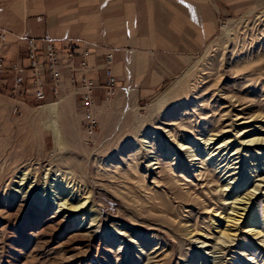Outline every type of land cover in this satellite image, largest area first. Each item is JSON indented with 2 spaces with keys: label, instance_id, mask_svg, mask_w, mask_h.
I'll return each mask as SVG.
<instances>
[{
  "label": "rangeland",
  "instance_id": "1",
  "mask_svg": "<svg viewBox=\"0 0 264 264\" xmlns=\"http://www.w3.org/2000/svg\"><path fill=\"white\" fill-rule=\"evenodd\" d=\"M209 2L215 11L216 25L201 51L184 62L177 59L181 68L159 83L152 92H148L149 96H141L139 90L132 92V87L137 85L135 78L127 84L122 79L118 82L116 80L112 98L97 104L95 101L97 127L93 134L86 132L81 106L78 99L75 100V94L66 80L64 86L67 88L60 92L58 98L44 103L28 101L27 96L21 97L22 99L15 98L16 95L12 97L9 95L11 88L0 94V264H158L160 259L162 261L159 264H264V253L258 246L259 241L249 233H238L239 236L232 243L234 246L214 253L217 257L215 260L204 255L208 253V256H212L210 249H199V244L192 243L196 239L193 237L194 233L185 236V226L191 231V225L197 220L204 227L210 215L214 227H219L211 231L213 236L217 235L219 229L225 228L226 224L220 217L210 214L213 208H219V213L228 208L221 201L225 196L222 197L219 188L227 182H223L225 178L218 181V175L214 174L206 179L208 185L201 187V183L205 184L206 180L198 181L196 173H186L192 169H188L186 159H181L180 164L185 163L184 171L178 170L175 174L178 183L183 184L180 187L186 186V189L205 201L204 207L210 209L204 211L199 200H196L183 206L189 213H182L177 203L163 202V192L166 190L153 184L157 181L155 184L163 186L164 182H172V177L157 175L159 169L153 173L146 171L150 160L148 157L153 154L145 156L149 144L141 143L142 138L150 142L148 136L156 132L154 150L160 154L164 147L169 146L171 138H160V130L157 128L165 126L162 124L166 122L170 124L175 123L178 118L183 119L180 116L184 108L183 103H189L187 108L190 109L193 104H200L202 101L207 104L210 99L211 94L202 97V85H197L198 77H195L199 76L202 66L210 69L209 78L204 85L209 87L218 75L224 73L220 84L222 87L233 89L237 95H245L246 100L255 101L256 105L253 103L255 107L250 108L251 110L238 111L240 108H237L234 109L235 113L242 112V116H248L249 112V115L264 114V89L260 85V82H264V76L260 78L256 75L259 72L257 67L264 64V0ZM257 16L260 18L256 21ZM252 26L257 35L255 41L242 45L241 50L239 43L240 51L233 54L229 47V39L233 36L226 33H235L242 38L243 33L248 32V28ZM5 32L8 33L6 30ZM8 36L9 33L6 35L4 56L12 43L9 42ZM249 41L247 39V43ZM207 56L210 59H207ZM248 61H251V66L255 68V75L242 80L245 68L243 66ZM13 63L22 65L21 57ZM177 82L181 85L175 93L176 97L172 96L167 104L156 108L155 101L163 93L171 95V87ZM117 84L123 86L122 91L118 90ZM13 85L12 82L11 86ZM198 88L200 90H197ZM185 89L188 91L187 99L190 97V100L185 99L181 103ZM239 90L242 93L236 92ZM195 91L197 94L193 93ZM52 103H58L54 113L42 108ZM173 103H180V106L173 110ZM261 117L248 125L235 127L232 134L227 133L221 139L237 140L234 133L248 126L254 129L248 135H253L242 141L238 140V143L264 137V133L257 128L264 126ZM191 120L194 118L187 121ZM208 122V130H214L213 120ZM227 124H230V121L224 122L220 128L231 130L224 127ZM197 127L198 131L204 128L202 125ZM53 128H56L57 136L53 134ZM235 135L237 136V133ZM238 143L233 144V150L239 147ZM240 148L246 150V164L239 180L243 187L240 186L238 192L243 195L259 183L257 180L260 177H264V158L255 155L258 147ZM168 162L171 160L163 158L164 165ZM262 163L259 169L250 166ZM69 168L76 173L78 179L86 181L92 191L94 210L99 215V221L94 223L93 227L89 225V218L86 216L83 220L80 214L71 216L58 212L59 200L47 198L50 205L45 208L41 199L42 189L34 188L29 192L27 188H19L16 182L13 185L8 184L11 180L18 181L22 171L30 170L28 177H32L31 181H36L38 186L45 169L65 172L70 170ZM260 185L263 186L262 190L255 195V206L250 208V211L254 209L258 218L262 219L264 183ZM175 187L176 191L180 192L179 188ZM123 190L124 193H121ZM148 196L151 198L144 199ZM143 200L150 204L145 205ZM151 204L152 207H147ZM160 212L168 213L177 223L181 222L182 227L176 223L170 224L168 219L160 218ZM112 223H116L118 227L110 228ZM237 226L243 231L248 225L241 221ZM118 232L124 235L118 236ZM85 233L89 238L84 236Z\"/></svg>",
  "mask_w": 264,
  "mask_h": 264
},
{
  "label": "bare ground",
  "instance_id": "2",
  "mask_svg": "<svg viewBox=\"0 0 264 264\" xmlns=\"http://www.w3.org/2000/svg\"><path fill=\"white\" fill-rule=\"evenodd\" d=\"M259 18L260 16H257L256 21L259 20ZM253 27L254 26L248 28L249 30L248 32H246L245 30L246 33H243L244 35L242 36V38L236 36L235 33L234 34H229L230 32L226 33V35L228 36L229 35L233 36L231 39H229V42H231L229 43V47H231L232 53L235 51L239 52L243 47L242 45L245 46L246 44L248 45V44H251L253 41H255V39L257 38V35H255V31H254L255 29ZM247 39L250 40L248 43H247ZM239 43L241 44L240 50H239V45H240ZM215 46H218V45H215ZM207 59H210V58L207 56ZM251 65H252L251 61H248L244 64L243 67L245 68L243 69L242 80L247 77H253L255 75L256 70H253L255 68ZM209 70H210L209 68L202 66L200 68L201 72H199L200 73L199 76H195V77H198L197 85L198 86L202 85L200 87L203 89V90L201 89V91H204V93L202 94V97H205L206 95L211 94L210 99L206 102L207 104H204V102L202 101V103L200 104H193L191 108L189 109L187 108L189 106V103L187 102L183 103L184 108L180 115L181 117H183V119L178 118V120L175 123L171 122L170 124H167L168 122H166L165 124H162L165 126H160L157 128L158 130H160V134L162 135V136L160 135V138L163 136L164 137L166 136V138H171V142L169 143L170 147L169 146L164 147V149L160 151V154H157V152L154 150L155 149L154 140H155L156 132H154L152 136H148V138L151 139L150 142H147L145 139L142 138L141 143L149 144L148 146L149 150L148 151L146 150L145 156L148 157L150 154H153L151 157H148V159L150 160H148V164L146 166L148 170L146 171L149 173H153L155 170L159 169V171L157 172L158 173L157 175L160 174V176H163V177H165L166 175H170L172 177V182H168V181L164 182L163 186L155 184V183H158L157 181H154L155 183L153 184L154 186L156 185L155 187L157 188H163L166 190L163 192L165 194V197L163 198V202L177 203L178 208L182 210V213H189V211L185 209V207L183 206L188 205L190 201L194 202L196 200H199V203L202 205V208L204 211L210 210V209H207L206 207H204L205 201L201 200L194 192H191L188 189H186L185 188L186 186L180 187V185H183V184L178 183V180L176 178L177 176L175 177V174H176V171L178 170L184 171L183 166H185V163L183 162L184 164L183 163L180 164L181 159H186V164L188 165L187 166L188 169L189 170L192 169L186 173H189L191 175H192V172L196 173L195 175L199 179L198 181H201V182L202 180L205 181L207 178L214 176V174L218 175V179H219L218 181H220L221 178H225L223 182L225 181L227 182L224 185H221L219 188L222 192L221 194L222 197L225 196V199L222 198L221 201L224 203L223 205L228 206V208L225 210L226 212L222 211L221 213H219V208H213V210H211L210 212V214H213L214 217H220L221 220H223L222 222L226 224L225 228L223 230L219 229L217 231V235L213 236L214 234L211 231L219 227H214V221L210 215L207 217L208 222L204 227H202L201 223L197 222V220L195 221L194 224L191 225L193 226V230L189 231L188 226H185L186 228L185 236H189L192 233H194L193 237H196V239L192 243L199 244V249H208V250L210 249L211 250L210 253H212V256H208L209 255L208 253L204 255H206V257L213 258V260L217 259L215 254L219 253L218 251L225 250L228 247H233L234 245L232 243L236 241L235 239L239 236L240 233L242 234L249 233V235L251 236H256L259 241L258 246L262 248V252L264 253V235H263L264 234V216L262 219H259L254 209H251L250 211V208H253L255 206L253 203V199L254 198L256 199L255 195H257V193L262 190L263 186H261L260 183H264V177L262 178L260 177L257 180L259 183L255 184L252 187V189L248 191L247 193L243 195L238 193L239 187L240 186L243 187V185L240 184L239 182L241 178L240 173L243 172V169L245 168L243 166L246 164L244 162L245 160L244 152H246V150H242L240 147L242 146L244 147V149L258 147V149L255 148L257 150L256 152H254L255 155L258 157L262 156L264 158V137L249 139L245 142L238 143V140L242 141L246 137L253 135V134L248 135L249 133L254 131V129L251 128V126H248V127L239 129L234 133V137L237 138V140H234L232 138L221 139L227 133L232 134V132L235 130V127H240V126L242 127V126L248 125L249 123H251V121H254L256 119L259 120L258 118H260V116H262L261 118L264 121V114L259 113V114L249 115L250 112L249 113L246 112L248 113L247 114L248 116H242L241 115L242 112L235 113L237 108H240L238 111H242V110L249 111L250 108L255 107L256 105L255 101L246 100L245 95L243 94L242 96L237 95L235 92H233L234 91L233 89L225 88L224 86L222 87V85L220 84H222V75L224 73L218 75V77L214 80L213 84L210 85L209 87L204 85V83L209 78V74H210ZM257 70L259 72L256 75H258V77L260 78L263 77L264 76V64H261L260 67H257ZM86 77H87V74H86ZM195 77L193 76V78ZM64 79L69 84L70 88H72L70 82L67 81L66 79V75H64ZM64 79L62 80L61 85L65 84ZM263 80H264V77H263ZM244 81H249V80H244ZM180 85L181 83L177 82L171 87V89L173 90L171 95L167 93H163V95L155 101L156 108L163 107L165 103L167 104L168 100L172 96H173L172 98H174L175 93L180 89ZM260 85H262V89H264V82H260ZM244 88L246 89V86ZM197 90H200V89L198 88ZM186 91L182 92L184 93L183 94L184 97L180 101L181 103L184 102L185 99L186 101L190 100V97L187 99L188 91L187 92ZM236 92L242 93L240 92V90ZM193 93L197 94L196 91ZM75 97L78 99L76 94H75ZM93 102L95 105L94 94H93ZM57 104L58 103H52L47 106H43L42 108L48 109L47 111L50 113H54L55 107ZM177 104L178 103H173L172 104L173 106L171 108L175 110V108L180 106V103L179 105ZM197 109H198V112H197ZM189 118H194V120L187 121ZM209 120H213V123H214L213 128L215 129L212 131L208 130V126H210V123L208 122ZM226 121H230V124H227L224 127H227L231 129L232 131L228 129L223 130V127L220 128L221 125ZM199 125H202L204 127L203 130L201 131L197 130L198 129L197 126ZM257 128H258V131H260L261 133H264V126L257 127ZM236 133H237V136L235 135ZM53 134L57 136L56 128H53ZM195 134L198 137H196ZM199 136H202V138H200ZM160 143H162V141ZM234 143H238L239 147L233 150L232 147ZM201 146H203V148H201ZM163 158L164 159L168 158L171 160V162H168L164 165ZM209 164L211 165V167H209ZM261 165H263V163L260 165L255 164V165H250V166L255 169H259ZM28 172L27 170H24V172L22 171L19 176L20 178L18 181L11 180L9 181L8 184L13 185L16 182L19 188L23 187L22 190L27 188L29 192H31L34 188H37L38 190L42 189L41 199L43 200V205L45 208L47 207V205H50V202H49L50 200L49 199L47 200V198L51 197L52 200H59V203L57 204L58 212L68 213L71 216H73L74 214H80L83 220L86 217H88L89 225H91V227L94 226V223H98L99 215L94 210V206L92 203V191L89 189V186L86 184V181H84L81 178L78 179L74 171L70 169L65 172L64 171L61 172L56 169L54 170L45 169L44 173H42L44 175L40 178L41 181L38 184V186H37L36 181H31L32 177L31 179H29ZM161 174H164V175H161ZM143 179H144L143 180V183H144L145 182L144 176H143ZM184 180L186 182H189L188 179H184ZM207 180L205 181L206 182L205 184L201 183V187L208 185ZM175 186H177V189L179 188L178 190L180 192L176 191ZM123 189L127 191L126 188H123ZM124 190L120 192L124 193ZM117 192L119 194V190ZM147 198L150 199L151 197L149 198L148 196L144 199H147ZM142 202L145 205L150 204L147 200H143ZM147 207H152V204L148 205ZM159 216H161L160 218L168 219V222L170 224L176 223L180 225V227H182L181 226L182 223L179 221L177 223V221L175 219H172L170 215H168V213L160 212ZM241 221L246 222L248 225L247 228H244L243 231H241V229H238V226H237L241 223ZM113 227L117 228L118 225L116 223L115 224L112 223L110 228H113ZM201 227L203 229H201ZM117 235L123 236L124 234L121 232H118ZM84 236L88 237L89 235L85 233ZM227 244L228 246H225ZM262 260H264V254L262 256ZM161 261L162 259L158 260L157 262L160 263Z\"/></svg>",
  "mask_w": 264,
  "mask_h": 264
},
{
  "label": "crops",
  "instance_id": "3",
  "mask_svg": "<svg viewBox=\"0 0 264 264\" xmlns=\"http://www.w3.org/2000/svg\"><path fill=\"white\" fill-rule=\"evenodd\" d=\"M209 1L0 0V30H6L12 42L5 53V91L11 88L9 66L13 61L21 57L26 67L23 38L30 37L53 39L59 48L76 41L90 50L87 77L97 85L96 104L105 98L101 63L108 52L113 55L117 82L122 79L127 84L135 78L132 92L139 90L141 96H149L148 92L181 68L177 59L184 62L206 45L216 25ZM28 77L24 70L19 79L26 82ZM117 85L122 91L123 86ZM44 92L45 102L54 99L49 86Z\"/></svg>",
  "mask_w": 264,
  "mask_h": 264
},
{
  "label": "built area",
  "instance_id": "4",
  "mask_svg": "<svg viewBox=\"0 0 264 264\" xmlns=\"http://www.w3.org/2000/svg\"><path fill=\"white\" fill-rule=\"evenodd\" d=\"M7 34L5 30H0V94L5 91L7 68L3 52L6 50ZM23 41L26 67L17 63H12L9 66L14 84L11 86L9 95L12 97L16 95L15 98L27 96L28 101L34 100L44 103L45 87L49 86L54 98H58L60 92L64 88H67L61 85L64 75H66L67 81L71 84V89L78 97V102L83 113L85 130L86 132L88 131L89 135L93 134L97 127V111H95L97 107L93 102V94L97 85L86 77V74L90 70L87 62L91 54L90 50L85 47H79L76 41H67L63 48H59L57 42L50 38L37 40L25 37ZM76 60H78V66H76ZM112 62V53H106L102 59V67L106 77L105 84L103 85L105 100L112 97L116 84V79L111 68ZM24 70L29 73L26 82L19 79Z\"/></svg>",
  "mask_w": 264,
  "mask_h": 264
}]
</instances>
